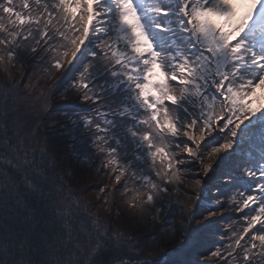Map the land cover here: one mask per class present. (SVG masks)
<instances>
[{
    "label": "snow or ice",
    "instance_id": "1",
    "mask_svg": "<svg viewBox=\"0 0 264 264\" xmlns=\"http://www.w3.org/2000/svg\"><path fill=\"white\" fill-rule=\"evenodd\" d=\"M240 7L233 0H0V64L22 67L32 57L47 64L48 77L65 63L77 72L60 93L84 105L63 113L65 134L80 141L77 161L111 175L100 190L118 186L142 213L114 209L123 231L90 211L81 218L79 202H64L59 157L47 140L36 147L38 125L29 121L43 117L20 112L15 84L0 81V264H158L145 256L136 226L166 208L171 215L174 194L197 164L207 180L195 186L218 210L242 213L246 226L232 230L223 249L209 250L219 259L194 264H234L238 256L264 264V0ZM67 79L62 74L60 83ZM217 173L229 183L209 187ZM225 188L237 191L228 196ZM56 220L59 230L49 227ZM176 231L185 244L192 239Z\"/></svg>",
    "mask_w": 264,
    "mask_h": 264
},
{
    "label": "trees",
    "instance_id": "2",
    "mask_svg": "<svg viewBox=\"0 0 264 264\" xmlns=\"http://www.w3.org/2000/svg\"><path fill=\"white\" fill-rule=\"evenodd\" d=\"M70 67V65L65 63L63 69L48 77L42 71V68H47V64L41 66L38 62L34 63L32 57H26L22 67L18 66L15 61L8 63L7 67L0 64V81L15 84L13 91L20 94L16 98V101L19 102L20 112H32L35 109L39 116L43 117L41 120L37 115L33 114L29 121V128L38 125L37 148L42 147L45 140H47L48 146L59 157L61 167L58 172L62 177L63 196L67 197L64 202L71 201L74 204L79 202L78 212L81 218L87 217L90 211L104 219L111 218L113 221L112 227L123 231L125 225L120 222L119 218L114 216L113 210L119 208L121 212L132 216L141 215V211L128 207L121 199V192L117 190L118 186H114L112 192L106 193L100 190L99 185H112V176L106 175L103 171L97 174L94 169L79 163L74 154L73 146L79 147L80 141H73L65 134L64 125L68 122L63 113L80 111L84 107L79 102L78 96L61 98L60 93L71 83V77L77 74L76 71H68ZM62 74H66L69 77L63 84L60 83ZM257 91L259 92L260 90L258 89ZM8 94L11 96V92ZM0 101H2V93H0ZM7 103L8 108L6 111L11 114L15 101L10 99ZM45 103L49 105L47 109H44ZM29 154L31 155V152ZM221 155L224 154L222 153ZM242 158H247V153L243 154ZM37 160L39 161L38 155ZM199 167L198 164L193 167L192 175L188 178L183 189L174 194L171 215H169L166 208L161 217L155 221H153L151 216H145L144 225L136 226L137 230L134 234L139 239L142 248L146 249L145 256L149 259L157 260L158 264H194L196 261L217 260L219 258L212 257L209 250H215L216 247L223 249L227 246V243L231 242L229 239L231 231L235 230L239 233L246 226L242 213L236 212L234 208L218 210L214 207L215 204L210 203L213 198H210L207 192H203L195 186L196 180H207V177L199 174ZM209 175L212 174L210 173ZM216 176L222 177V175L217 173L212 179L216 178ZM224 181H227L226 177ZM224 191L230 196L237 189L225 188ZM239 191H243V188H239ZM105 196L108 201H113V203H101ZM197 196L200 199H197ZM214 196L215 193L212 197ZM206 198H209L210 202H207ZM85 204L87 208H85ZM252 207L255 206L253 205ZM209 210L216 212V215L209 216ZM247 211L245 209V212ZM46 215L51 218L52 210H46ZM185 216H188L187 220L183 218ZM164 218L169 220L172 227L167 224L160 227ZM208 220H212L213 223L206 229L194 231L200 229L202 224H208ZM78 223L79 221H75L72 227L76 228ZM230 225L231 229L229 228ZM177 226L183 230V233L192 236L188 243H184L185 235L176 231ZM49 227L59 230L62 227V222L56 220ZM158 228L159 232H157ZM173 235H175V238H170ZM151 237H157L158 242L153 243ZM246 241L247 237L241 241V244L246 246ZM124 259H128V257L126 256ZM140 259L143 260L144 257H140ZM234 264H242L240 256L237 257Z\"/></svg>",
    "mask_w": 264,
    "mask_h": 264
},
{
    "label": "rangeland",
    "instance_id": "3",
    "mask_svg": "<svg viewBox=\"0 0 264 264\" xmlns=\"http://www.w3.org/2000/svg\"><path fill=\"white\" fill-rule=\"evenodd\" d=\"M239 0H233V3L234 4H237V2H238ZM244 10V9H243ZM242 10V11H243ZM217 177V176H216ZM225 180V177L224 176H222V177H219V178H213L211 181H210V183H209V187H211V185H220V184H228L229 182H228V180L227 181H224ZM215 193V188H212L211 189V194L213 195ZM208 195H209V193H207ZM206 201L207 202H210V199L209 198H206ZM210 203H212V204H215L216 203V200H215V198H213V199H211V202Z\"/></svg>",
    "mask_w": 264,
    "mask_h": 264
}]
</instances>
